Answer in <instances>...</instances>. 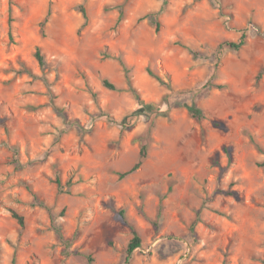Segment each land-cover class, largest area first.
<instances>
[{
	"label": "rangeland",
	"instance_id": "374dc122",
	"mask_svg": "<svg viewBox=\"0 0 264 264\" xmlns=\"http://www.w3.org/2000/svg\"><path fill=\"white\" fill-rule=\"evenodd\" d=\"M263 162L264 0H0V264H264Z\"/></svg>",
	"mask_w": 264,
	"mask_h": 264
},
{
	"label": "trees",
	"instance_id": "16d2710c",
	"mask_svg": "<svg viewBox=\"0 0 264 264\" xmlns=\"http://www.w3.org/2000/svg\"><path fill=\"white\" fill-rule=\"evenodd\" d=\"M166 3H167V0H164V5H166ZM79 8H80V11H81V13H82V15L84 17V23L82 25V28H84L87 25V23H88L87 9H86V7H85L84 4H81ZM163 8H164V6L162 7V9ZM121 17H122V11H120V18L119 19H121ZM147 17H149L150 20H153V15L152 14H150L149 16L147 15ZM245 43H246L245 35L242 34V36L240 37V39H239L238 42H229L228 45H230V47H232L234 49H239ZM221 46H222V44L219 45V47H221ZM188 49L191 52H193V50L191 48H188ZM36 57H37L38 61L40 62V64L43 65L45 63V57H44V55L42 54V52H41V50L39 48L36 50ZM150 74H153V73L150 71ZM158 79L161 81V83L168 85V87H171V84L170 83L165 82L164 80H162L159 77H158ZM104 85L107 88H109V89H114L115 88L114 84H112L108 80H105L104 81ZM133 91L136 93V91L134 89H133ZM136 97H137L139 103L141 105H143L144 108H148L149 109V108H152L153 107L152 104H146V103H144L142 101V99L140 98V96L137 93H136ZM187 108H188V111L191 113V115L193 117H196V118H203L204 117V114H203L202 110L198 106H196L195 104L187 105ZM145 156H146V149H145V147H143L142 148V151L140 153L139 160L133 165V167L130 170L125 171V172H120L119 173V177L120 178H123L126 175H128L129 173H131L132 171H135L137 168H139L140 165L142 164V161L145 158ZM262 165H264V162L262 163ZM55 181H56L58 190L60 192H64L65 191V186L62 183L61 179L58 177V175L56 176ZM120 213L121 214H124V211L122 210ZM13 216L18 220L21 228H23L24 225H25V218H24V216L21 215V214H19V213H17L16 211H13ZM51 221H52V223H54V219L53 218H52ZM54 229H55V231L57 233L58 239L60 241H63L64 237H63V234H62L60 228L57 227V226H54ZM140 245H141V239H140V237H139V235L137 233H134V236H133L132 240L130 241V243L128 245V248H127V258H126L127 260L129 259L130 255L134 251V249H136ZM89 260L92 262L93 261V258L92 257H89Z\"/></svg>",
	"mask_w": 264,
	"mask_h": 264
}]
</instances>
